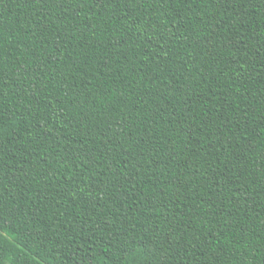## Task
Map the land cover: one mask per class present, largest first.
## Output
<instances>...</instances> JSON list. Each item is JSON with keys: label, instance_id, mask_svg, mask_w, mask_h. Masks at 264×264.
Masks as SVG:
<instances>
[{"label": "trees", "instance_id": "1", "mask_svg": "<svg viewBox=\"0 0 264 264\" xmlns=\"http://www.w3.org/2000/svg\"><path fill=\"white\" fill-rule=\"evenodd\" d=\"M0 264H264V0H0Z\"/></svg>", "mask_w": 264, "mask_h": 264}]
</instances>
